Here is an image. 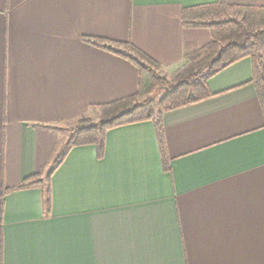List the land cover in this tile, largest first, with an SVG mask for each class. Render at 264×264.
<instances>
[{
  "label": "crops",
  "instance_id": "0c3cea01",
  "mask_svg": "<svg viewBox=\"0 0 264 264\" xmlns=\"http://www.w3.org/2000/svg\"><path fill=\"white\" fill-rule=\"evenodd\" d=\"M264 0H0V264H264V111L244 58L210 97L109 130L103 156L61 127L133 96L139 70L87 43L131 44L173 73L211 40L187 8ZM115 48V47H114ZM116 49L120 50L119 47Z\"/></svg>",
  "mask_w": 264,
  "mask_h": 264
},
{
  "label": "trees",
  "instance_id": "16d2710c",
  "mask_svg": "<svg viewBox=\"0 0 264 264\" xmlns=\"http://www.w3.org/2000/svg\"><path fill=\"white\" fill-rule=\"evenodd\" d=\"M182 22L188 28H207L210 42L183 58V69L175 86L160 77L161 66L131 44H117L100 39L87 43L129 60L139 70V86L135 95L91 108L96 122L88 115L75 121L66 144V152L50 164L43 180L26 178L16 189L39 187L43 190V207L51 210V177L68 151L77 146L92 145L98 157L103 156L105 134L114 128L140 123L154 124L161 156L166 162L161 117L163 112L199 102L211 96L207 81L237 61L250 58L253 62L251 82L264 111V8L224 5L220 3L183 10ZM115 47V48H114ZM119 47L120 50L116 49ZM158 92L163 95L159 97Z\"/></svg>",
  "mask_w": 264,
  "mask_h": 264
},
{
  "label": "rangeland",
  "instance_id": "374dc122",
  "mask_svg": "<svg viewBox=\"0 0 264 264\" xmlns=\"http://www.w3.org/2000/svg\"><path fill=\"white\" fill-rule=\"evenodd\" d=\"M183 71H184L183 67H179L173 73H171V72L163 73V72L160 71L159 75H160V77L165 78L169 82V85L175 86L177 84V81L180 79L179 77H181V74H182ZM157 95L159 97H161L163 95V93L162 92H158ZM92 119L96 122V118H92ZM74 123L75 122L67 123V124H64V125L61 126L64 129V132H65V134H66V136L68 138L71 135L73 127L75 126Z\"/></svg>",
  "mask_w": 264,
  "mask_h": 264
}]
</instances>
